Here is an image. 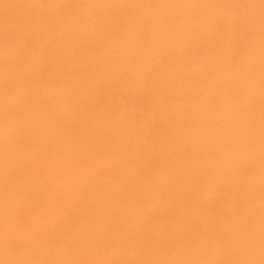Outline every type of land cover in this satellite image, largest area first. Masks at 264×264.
I'll return each instance as SVG.
<instances>
[{"label": "bare ground", "instance_id": "obj_1", "mask_svg": "<svg viewBox=\"0 0 264 264\" xmlns=\"http://www.w3.org/2000/svg\"><path fill=\"white\" fill-rule=\"evenodd\" d=\"M0 264H261V0H0Z\"/></svg>", "mask_w": 264, "mask_h": 264}, {"label": "clouds", "instance_id": "obj_2", "mask_svg": "<svg viewBox=\"0 0 264 264\" xmlns=\"http://www.w3.org/2000/svg\"><path fill=\"white\" fill-rule=\"evenodd\" d=\"M14 124L11 118L4 115L3 119H0V131H3L5 137L10 138L13 132ZM13 233L11 228L5 224L4 229L0 232V249L7 252L12 249Z\"/></svg>", "mask_w": 264, "mask_h": 264}, {"label": "snow or ice", "instance_id": "obj_3", "mask_svg": "<svg viewBox=\"0 0 264 264\" xmlns=\"http://www.w3.org/2000/svg\"><path fill=\"white\" fill-rule=\"evenodd\" d=\"M261 4L262 6H264V0H261ZM10 97H11V90L9 89L6 95V104H5V114L9 118H11V111H12L10 104ZM21 243H22L21 241L16 240L13 236L12 246L19 247ZM7 264H40V262L16 260V261H8ZM96 264H155V262L117 260V261L96 262ZM261 264H264V261H262Z\"/></svg>", "mask_w": 264, "mask_h": 264}]
</instances>
